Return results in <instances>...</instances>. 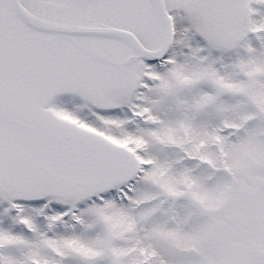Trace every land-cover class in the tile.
<instances>
[{
    "label": "snow or ice",
    "instance_id": "1",
    "mask_svg": "<svg viewBox=\"0 0 264 264\" xmlns=\"http://www.w3.org/2000/svg\"><path fill=\"white\" fill-rule=\"evenodd\" d=\"M0 264H264V0H0Z\"/></svg>",
    "mask_w": 264,
    "mask_h": 264
}]
</instances>
